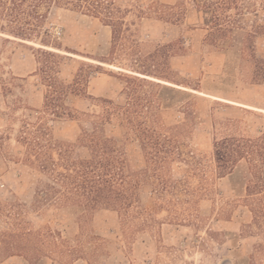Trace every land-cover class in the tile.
I'll return each instance as SVG.
<instances>
[{
    "label": "rangeland",
    "instance_id": "374dc122",
    "mask_svg": "<svg viewBox=\"0 0 264 264\" xmlns=\"http://www.w3.org/2000/svg\"><path fill=\"white\" fill-rule=\"evenodd\" d=\"M108 1L122 23L115 42L108 26L66 6L42 4L36 16L26 3L12 17L0 8V233L39 234L38 254L0 255V264H264V170L257 157L264 143L257 68L264 66V0ZM216 24L225 31L211 42ZM18 28L25 40L14 37ZM54 76L79 84L57 110L75 120L53 118L44 107ZM105 112V136L130 170L146 171L136 177L138 202L129 214L97 210L79 218L35 202L44 178L24 162L21 128L41 124L52 140L86 158L80 130L90 132ZM227 138L255 153L225 175L214 144Z\"/></svg>",
    "mask_w": 264,
    "mask_h": 264
},
{
    "label": "trees",
    "instance_id": "16d2710c",
    "mask_svg": "<svg viewBox=\"0 0 264 264\" xmlns=\"http://www.w3.org/2000/svg\"><path fill=\"white\" fill-rule=\"evenodd\" d=\"M26 3H30L29 6L34 9L32 13L36 16H38L36 8L42 4L69 7L81 14L97 18L103 25L108 26L113 42L120 35L122 23L117 20V11L108 0H5L0 1V8L5 14L9 12L8 17H12V12ZM216 20L218 22L219 18ZM215 27H217L215 32L209 34L211 42L225 31L219 24ZM26 35L23 29L18 28L14 37L25 40L23 38ZM257 68L260 75H263L259 81L264 82V66ZM75 80L72 84L65 85L57 76L48 77L44 107L52 113L53 118L75 120V115L70 112L66 114L57 112L60 107L65 109L62 100L67 94L79 92V84ZM110 115L109 112H105L97 117L90 132L81 128L77 142L87 150L86 158L74 154L71 146L52 140L47 129L41 124H35L31 131L28 124L21 128L18 143L24 147V162L44 178L35 189V202L66 208L78 214L79 218L89 216L97 210L129 214L131 208L138 202L139 182L136 181V177L145 174L146 171L138 173L130 170L117 142L105 136L103 126L105 121L110 119ZM138 136L142 150L150 156L148 149H152V144L148 141V136L144 132ZM236 142L227 138L214 144V159L222 174H232L241 162L253 161L255 152L248 147V143L239 145ZM260 150L257 151V157L260 158L261 170H264V143ZM246 177L243 176L244 179ZM257 214L259 219L263 218V212L259 211ZM255 220H258V215ZM19 230L0 233V255L4 258L22 254L34 257L38 254L35 244L39 242V234L21 228ZM57 239L61 241L60 238ZM261 248L259 246V251ZM27 262L30 264V261Z\"/></svg>",
    "mask_w": 264,
    "mask_h": 264
},
{
    "label": "bare ground",
    "instance_id": "6f19581e",
    "mask_svg": "<svg viewBox=\"0 0 264 264\" xmlns=\"http://www.w3.org/2000/svg\"><path fill=\"white\" fill-rule=\"evenodd\" d=\"M47 49H48V50H51V51L58 52V51L55 50V49H51V48H47ZM65 54L70 55V56H73V57H76V58H78V59H82V60H86V61H91V60H89L88 58H87V59H86V58H82V57H79V56H76V55H73V54H70V53H65ZM91 62H93V61H91ZM96 63H98V62H96ZM99 64H100V65H103V66H106V67H108V68H112V69H114V67H112V66H110V65H106V64H102V63H99ZM137 76H138V74H137ZM139 76H141V77H143V78L150 79V80H154V81L159 82V83H161V84L169 85V86H171V87H175V88H180V89L186 90V89L181 88V87H179V86H176V85H173V84H170V83H167V82H163V81H160V80H156V79H153V78H151V77H147V76H143V75H139ZM188 91H190V92H194V93H197V94H199V95H203L202 93H200V92H196V91H193V90H188ZM216 99H217V100H220V101H223V102H226V103H229V104H231V105H238V104H236V103H234V102L225 101V100L218 99V98H216ZM240 106H241V105H240ZM243 107H244V106H243ZM248 108H250V107H248ZM250 109L257 110V111H261V110H259V109L252 108V107H251ZM262 112H264V111H262Z\"/></svg>",
    "mask_w": 264,
    "mask_h": 264
}]
</instances>
